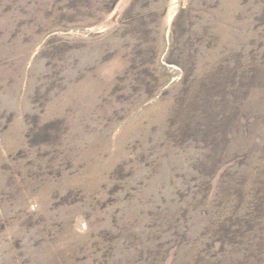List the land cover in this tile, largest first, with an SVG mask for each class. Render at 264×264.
Segmentation results:
<instances>
[{
	"label": "rangeland",
	"instance_id": "rangeland-1",
	"mask_svg": "<svg viewBox=\"0 0 264 264\" xmlns=\"http://www.w3.org/2000/svg\"><path fill=\"white\" fill-rule=\"evenodd\" d=\"M0 264H264V0H0Z\"/></svg>",
	"mask_w": 264,
	"mask_h": 264
}]
</instances>
